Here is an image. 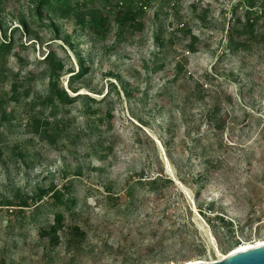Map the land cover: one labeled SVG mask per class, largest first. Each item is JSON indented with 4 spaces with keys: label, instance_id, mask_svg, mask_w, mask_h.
Masks as SVG:
<instances>
[{
    "label": "rangeland",
    "instance_id": "374dc122",
    "mask_svg": "<svg viewBox=\"0 0 264 264\" xmlns=\"http://www.w3.org/2000/svg\"><path fill=\"white\" fill-rule=\"evenodd\" d=\"M168 1L152 0L142 29L121 38L111 22L97 39L80 25L89 7L70 16L45 7L39 19L37 0H0V43L13 42L10 54L0 53V264H126L124 247L144 264L212 262L233 250L232 235L240 245L264 242V18L262 44L232 53L230 33L248 0ZM251 1L263 10L264 0ZM51 50L64 66L58 87L94 98L91 109L79 98L52 115V66L42 63ZM179 64L188 76L169 85ZM82 66L88 72L73 82ZM197 84L206 91L186 110L184 98ZM216 105L227 121L220 135L206 117ZM109 111L113 118L100 123ZM36 114L46 127L60 123L61 138L50 143L31 133ZM156 178L160 198L149 193ZM70 182L71 195L87 208L88 241L79 253L39 237L54 211L19 206ZM130 189L141 201L134 214H107L110 192L124 204ZM217 214L233 222L232 233Z\"/></svg>",
    "mask_w": 264,
    "mask_h": 264
},
{
    "label": "trees",
    "instance_id": "16d2710c",
    "mask_svg": "<svg viewBox=\"0 0 264 264\" xmlns=\"http://www.w3.org/2000/svg\"><path fill=\"white\" fill-rule=\"evenodd\" d=\"M171 1V0H170ZM168 3V0H165ZM101 6L99 7L98 4ZM152 3V0H37L36 7L33 10L34 15L43 19L44 8L45 7H55L61 10L64 16H70L72 13H80L81 9L88 8L89 17L87 19H81L80 25L94 38L103 39L110 31V24L114 22L117 25L119 37H123L125 32H133L140 30L144 26L143 17L146 14V10ZM244 13L240 15L236 20L233 29L230 33L228 48L232 53L238 52H250L253 49L254 44H262L258 40L259 30L258 24L261 19L264 18V6L263 10H257L255 8L254 2L248 0L245 2ZM242 4H239L235 8V13H238L239 8ZM23 25L29 32V25L27 21H23ZM187 33H191L190 29H179ZM6 35V34H5ZM7 37V35H6ZM263 38L264 36L261 35ZM191 46L193 44H190ZM13 50V42H9L8 39L5 42L0 43V53L2 55H8ZM195 51V50H193ZM227 57L226 53H223L221 58ZM42 63H46L52 66V70L49 72L50 77V92L47 101L52 104V115L58 117L62 111H65L68 105L73 104L79 98H84L88 109H91L92 102H95L94 98H91L87 94H78L75 97H71L70 94L63 88L58 87V78L62 75L64 66L59 63L55 64V51H49V53L44 57ZM88 72L87 68L82 66V69L73 74V82L76 79L83 78ZM184 76L187 78V73L184 70V66L177 65V71L174 76L169 80L168 84H174L179 81V79ZM205 79L207 81L214 82L216 80L215 76L206 73ZM189 78V77H188ZM199 91H190L184 99L183 104L186 106L185 109L194 108L195 102L202 100L200 92H205V88L201 84H197ZM186 88V85H183ZM71 90L74 92H79L78 87L73 83L71 84ZM173 101L176 99L173 98ZM192 104L190 107L189 105ZM179 104L176 105L178 108ZM223 109L219 106H213L209 108L206 113L207 119L214 124V134L220 135L227 128V121L222 117ZM39 114L33 116L29 126L31 133L40 136L42 139L47 140L50 143L56 141L57 138H61L62 132L64 131L63 126L60 123H55L52 126L46 127ZM113 118L112 111H109L105 116L99 118L100 123H106L107 120ZM28 124H26V127ZM220 133V134H219ZM201 137V136H200ZM219 137V136H218ZM217 137V138H218ZM200 142V139H198ZM223 142V139H221ZM1 148V146H0ZM166 179V178H165ZM162 178H156L150 180V194L156 195L158 198L162 196L161 192V182ZM171 181L170 179H166ZM72 194V183L64 184L61 188L52 187L48 190H42L37 196L31 198V203L29 200L21 202L20 210L30 209L32 206L35 207V211L38 212L45 208H50L53 213V220L45 226H41L38 231V235L41 239L45 240L48 246L55 248L61 244H65L69 252H81L83 247H85L88 241V232L86 230L85 224L82 223V216L86 206H81L80 203L71 195ZM113 193L110 192V208H108L107 214L115 213L116 215L128 217L132 216L134 212L139 208L138 199L136 198V193L133 189L128 191L129 202L120 204L114 203ZM48 197L45 201L44 198ZM10 203V202H8ZM214 206H211L209 210H213ZM201 211L205 210L201 208ZM215 219L220 223L222 227H226L232 233L233 222L227 221L224 214L215 215ZM115 221V220H114ZM126 222V220H125ZM166 233L163 234L161 240L155 242V244L149 245V250L147 255H152L157 250L159 245H162L166 241ZM233 249L238 247L241 242L235 235L231 236ZM133 247H124L121 250L124 253L125 263L134 264H144L145 260L143 256L139 255L134 258V253H132ZM143 261V263H142Z\"/></svg>",
    "mask_w": 264,
    "mask_h": 264
},
{
    "label": "water",
    "instance_id": "95a60500",
    "mask_svg": "<svg viewBox=\"0 0 264 264\" xmlns=\"http://www.w3.org/2000/svg\"><path fill=\"white\" fill-rule=\"evenodd\" d=\"M187 264H264V244H258L237 252L232 251L222 261H195Z\"/></svg>",
    "mask_w": 264,
    "mask_h": 264
},
{
    "label": "bare ground",
    "instance_id": "6f19581e",
    "mask_svg": "<svg viewBox=\"0 0 264 264\" xmlns=\"http://www.w3.org/2000/svg\"><path fill=\"white\" fill-rule=\"evenodd\" d=\"M259 244H264V242H261V243H259ZM253 246H256V245H239L238 247H236L235 249H233L232 251L234 252H237V251H241V250H245V249H247V248H252ZM231 251V252H232ZM226 256L227 255H223V256H221L218 260L219 261H222V260H224L225 258H226ZM202 261V260H201ZM214 261H217V260H214ZM192 262H195V261H192ZM204 262H208V261H204Z\"/></svg>",
    "mask_w": 264,
    "mask_h": 264
}]
</instances>
